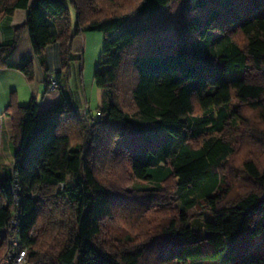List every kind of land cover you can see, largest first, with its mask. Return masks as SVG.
<instances>
[{"label":"trees","instance_id":"trees-1","mask_svg":"<svg viewBox=\"0 0 264 264\" xmlns=\"http://www.w3.org/2000/svg\"><path fill=\"white\" fill-rule=\"evenodd\" d=\"M181 1L177 22V0H0V17L28 10L0 46V68L28 30L39 58L60 44L54 79L66 85L82 61L74 39L109 37L94 77L96 120L67 102L64 86L44 111L9 106L17 149L0 185V260L19 209L26 264H264V0ZM21 71L34 82L32 62ZM238 127L261 150L239 165ZM184 194L188 209L172 208ZM197 195L212 218L191 223ZM255 242L261 256L248 251Z\"/></svg>","mask_w":264,"mask_h":264},{"label":"crops","instance_id":"crops-1","mask_svg":"<svg viewBox=\"0 0 264 264\" xmlns=\"http://www.w3.org/2000/svg\"><path fill=\"white\" fill-rule=\"evenodd\" d=\"M35 1L30 0V5ZM72 10L71 20L74 30L77 25V13L74 9ZM27 18L28 10L26 9H18L11 17H0V46L14 40L16 31L26 25ZM54 33L58 35L59 26L55 27ZM89 35V33H82L74 39L72 50L75 54L82 55L87 49ZM29 62H32L35 67L33 83H29L21 71ZM81 62L75 61L70 65V74L64 75L66 85L61 78L60 81H56L59 85L58 89L51 90V79L62 71L60 44L53 43L46 49L43 57L39 58L34 54L29 31H23L9 67L0 68V159H5L6 164L12 160L11 168L0 169V185L10 176L15 163L17 141L14 136V117L9 111L12 103L20 107H28L34 102L39 106L40 111H44L61 101L60 86H64L67 102L80 115L88 113L90 118L94 120L98 118V110L103 103V94L95 88L96 85L92 86L91 95L87 93L83 82ZM48 76H51V79H48ZM95 110L97 117L93 114Z\"/></svg>","mask_w":264,"mask_h":264},{"label":"rangeland","instance_id":"rangeland-1","mask_svg":"<svg viewBox=\"0 0 264 264\" xmlns=\"http://www.w3.org/2000/svg\"><path fill=\"white\" fill-rule=\"evenodd\" d=\"M176 3L177 5L175 7V10H176L177 22H179L182 17V6H180L179 4H181L182 1L177 0ZM131 24L135 25V22L132 21ZM89 34H90L89 43H88L87 49L81 55L82 57L81 64L83 68L82 73L84 74L83 82H84V86L88 94L91 92L92 86H95L94 77L100 67L102 57L104 56V52H105L107 43L109 41L108 40L109 37H107L104 33H89ZM216 36L217 38H221L219 34ZM221 42L222 41H220V43ZM218 45L220 46V44H217L216 49L218 48ZM238 77L240 76L229 75V80H234V79H237ZM97 90L103 94V91L101 89L97 88ZM93 114L96 117L97 111L95 110ZM255 133L257 134L258 131ZM243 134L245 136L247 135V137L244 138L243 143H240L238 141H240V138H242ZM251 136H252V132L248 133L246 129H244L243 127H238L235 130V133L233 134L232 140L238 146L237 152L233 156L234 163H236L237 165L241 164V162L247 158V154H250V155L253 154L256 157L259 154H261L260 148L257 149V146L251 140ZM238 143L240 144V146L238 145ZM233 159H230L229 162H233ZM260 160L262 161L264 160V157H262V155L260 156ZM0 164L2 165V166L0 165L1 170H3V168L9 169L12 166V160H10V162L6 164L5 159L4 160L0 159ZM152 186L153 185L151 184H144V183L135 184L136 188H143V187L150 188ZM190 197L191 199L195 200V206L192 209H189V211H187V213L189 214L190 222L195 223V222H205L206 220H210L212 216L210 214V211L207 205L202 202L201 196L197 195L196 199H195V196H190ZM186 200L187 198L185 197V194H184L182 198H178L175 202L174 201L172 202V208H179V209L186 208L185 207ZM257 245L258 243L255 242L254 244L249 246L248 251L255 252L257 256H261L262 252H259L257 250L258 248ZM190 264H200V263L191 262ZM201 264H224V263L221 260H217V261H206Z\"/></svg>","mask_w":264,"mask_h":264},{"label":"built area","instance_id":"built-area-1","mask_svg":"<svg viewBox=\"0 0 264 264\" xmlns=\"http://www.w3.org/2000/svg\"><path fill=\"white\" fill-rule=\"evenodd\" d=\"M50 88L51 90L58 89V84L54 78L51 79ZM13 192L16 198V202L17 204H19L20 187L16 179V175H15V182L13 184ZM12 217L13 218L11 221L10 229L14 233L9 239L11 249L9 253L3 259L0 260V264H26L27 251L21 249V241L19 236L21 232V223H22L20 217V210L15 209ZM8 234L9 233L6 230L2 233L3 236H6Z\"/></svg>","mask_w":264,"mask_h":264}]
</instances>
